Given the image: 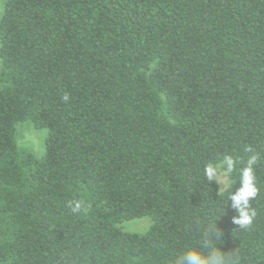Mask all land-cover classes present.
<instances>
[{"label":"trees","instance_id":"1","mask_svg":"<svg viewBox=\"0 0 264 264\" xmlns=\"http://www.w3.org/2000/svg\"><path fill=\"white\" fill-rule=\"evenodd\" d=\"M0 64V264H264V0H6ZM252 157L242 228L229 196Z\"/></svg>","mask_w":264,"mask_h":264},{"label":"clouds","instance_id":"2","mask_svg":"<svg viewBox=\"0 0 264 264\" xmlns=\"http://www.w3.org/2000/svg\"><path fill=\"white\" fill-rule=\"evenodd\" d=\"M68 99L67 96L64 97ZM255 163V157L249 160V166L242 170L240 184L241 187L233 192L229 199L234 202V205L240 209L239 218L234 223L240 225L242 228L250 227L257 216L255 209L250 207V200L254 199L259 192L258 187L254 183L253 170L251 165ZM225 164L228 172H231L235 167L234 161L230 157H225ZM205 174L210 181H216L217 168L213 165H208L205 169ZM69 207L73 212H80L84 207V202L81 200H74L69 202ZM207 235V233H206ZM176 264H229L225 256L217 249L212 248L208 255L201 254L200 251L191 249L184 255L178 258Z\"/></svg>","mask_w":264,"mask_h":264},{"label":"rangeland","instance_id":"3","mask_svg":"<svg viewBox=\"0 0 264 264\" xmlns=\"http://www.w3.org/2000/svg\"><path fill=\"white\" fill-rule=\"evenodd\" d=\"M5 2L6 0H0V18L2 16ZM44 139L45 133L34 130L30 123L17 125L15 128V141L17 147L21 150L30 152L36 159L42 158L44 154ZM216 168V181L220 192H222L228 188L230 181L223 165H219ZM151 224L152 221L149 218H142L121 223L118 225V228L126 233L144 234L148 231Z\"/></svg>","mask_w":264,"mask_h":264}]
</instances>
